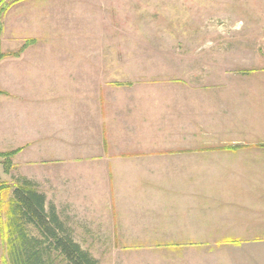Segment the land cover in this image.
<instances>
[{"label":"crops","instance_id":"0c3cea01","mask_svg":"<svg viewBox=\"0 0 264 264\" xmlns=\"http://www.w3.org/2000/svg\"><path fill=\"white\" fill-rule=\"evenodd\" d=\"M11 11L5 52L27 33ZM53 49L32 41L19 57L0 61V153L16 152L10 208L14 191L28 184L55 218L57 235L79 246V236L104 238L103 229L129 244L176 245L192 237L179 227L207 232L214 214L212 229L232 219L240 242L215 244L217 253L202 255L205 264H264V78H235L214 93L175 83L119 96L99 92L95 80L83 97L81 78H56L51 91L49 60L40 53ZM16 225L9 239L19 244ZM24 233L43 240L30 224Z\"/></svg>","mask_w":264,"mask_h":264},{"label":"rangeland","instance_id":"374dc122","mask_svg":"<svg viewBox=\"0 0 264 264\" xmlns=\"http://www.w3.org/2000/svg\"><path fill=\"white\" fill-rule=\"evenodd\" d=\"M5 4L9 7L1 16L0 53L14 54L29 41L53 47L40 53L49 60L52 92L56 78L68 84V78H81L83 97L85 87L90 82L94 87L95 80L99 92L107 89L119 96L154 92L155 86L175 83L214 93L232 88L235 78H264V0H5ZM10 9L24 18L19 21L24 30L32 32L22 34L20 42L12 38L15 50L5 52L1 43ZM4 153L9 152L0 154ZM9 171L10 163L5 168L0 158V184L9 187L1 193L3 221L10 197ZM216 220L211 214L207 232L195 225L179 227L178 232L182 228L192 237L176 245L129 244L132 239H121L115 229H103L104 238L78 240L98 264H205L208 258L202 255L217 253L215 244L240 242L233 239L232 219L218 230L211 227ZM29 233L37 236L33 228ZM205 236L208 244H203ZM7 238L6 232L0 239V264H11ZM50 264L67 263L53 254Z\"/></svg>","mask_w":264,"mask_h":264},{"label":"trees","instance_id":"16d2710c","mask_svg":"<svg viewBox=\"0 0 264 264\" xmlns=\"http://www.w3.org/2000/svg\"><path fill=\"white\" fill-rule=\"evenodd\" d=\"M8 7L9 5L5 4V1L0 5V35L2 32L1 16ZM31 42H26L14 54L0 53V61L5 57L19 56ZM15 153L0 154V158L4 160L5 168L9 167L10 157ZM26 185L19 186L14 191L13 208H10V204L8 205L5 211L6 220L3 221L1 193L4 194V191L9 190V187L0 184V239L7 232V254L11 264H50L51 255L53 254L62 257L67 264H98L97 260L87 251L82 250L68 236L59 237L57 235L55 232L56 220L52 215L44 213L43 198L37 196ZM13 222L18 225V227L16 225V233H18V241L21 242L19 244L11 243L9 239L11 223ZM25 224L34 226L43 237V240L36 238L26 240L24 237Z\"/></svg>","mask_w":264,"mask_h":264}]
</instances>
